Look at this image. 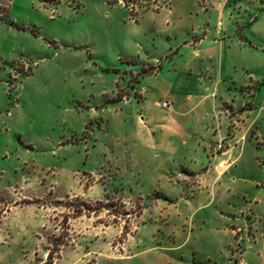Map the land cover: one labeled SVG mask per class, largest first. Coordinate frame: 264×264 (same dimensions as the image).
<instances>
[{
    "label": "rangeland",
    "instance_id": "1",
    "mask_svg": "<svg viewBox=\"0 0 264 264\" xmlns=\"http://www.w3.org/2000/svg\"><path fill=\"white\" fill-rule=\"evenodd\" d=\"M0 264H264L263 0H0Z\"/></svg>",
    "mask_w": 264,
    "mask_h": 264
},
{
    "label": "built area",
    "instance_id": "2",
    "mask_svg": "<svg viewBox=\"0 0 264 264\" xmlns=\"http://www.w3.org/2000/svg\"><path fill=\"white\" fill-rule=\"evenodd\" d=\"M163 106H164V107H168V106H169L168 102H164V103H163Z\"/></svg>",
    "mask_w": 264,
    "mask_h": 264
},
{
    "label": "trees",
    "instance_id": "3",
    "mask_svg": "<svg viewBox=\"0 0 264 264\" xmlns=\"http://www.w3.org/2000/svg\"><path fill=\"white\" fill-rule=\"evenodd\" d=\"M263 2H264V0H263Z\"/></svg>",
    "mask_w": 264,
    "mask_h": 264
}]
</instances>
